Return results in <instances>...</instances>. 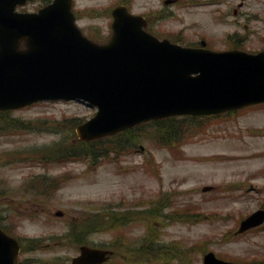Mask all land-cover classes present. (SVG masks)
Listing matches in <instances>:
<instances>
[{"label": "rangeland", "instance_id": "1", "mask_svg": "<svg viewBox=\"0 0 264 264\" xmlns=\"http://www.w3.org/2000/svg\"><path fill=\"white\" fill-rule=\"evenodd\" d=\"M118 1L75 0L74 9L82 13L78 23L84 32L98 40L106 38L110 33L111 16L102 12ZM126 1L134 12L147 13L150 17L154 13L158 14V17L151 18L149 28L159 36L166 35L172 39L180 37L183 44L198 43L204 38L208 46L214 49L227 48L236 41L238 47L250 51L264 48V0H245L241 7H238L240 0H177L170 4H165L164 0ZM41 3V0L32 1L25 9H36ZM93 112L92 107L76 101H56L38 103L12 113V116L24 120L45 123L57 133L43 128L0 136V210L4 208L0 212V221L3 220L8 227L12 225L22 237L39 236L44 241V248L37 251L47 258L51 252L63 251L50 250V246L57 247L55 245L70 242L60 236L67 228L69 219L74 220V228H79L84 222H89L84 214L105 212L109 208L128 209L134 207L133 202L139 198L145 201L143 204H152L161 194L170 193L172 196L169 197L176 201V205L181 207L192 203L199 215L194 214L196 217L187 223L166 217L156 220L158 236L153 238L152 246L150 241H146L147 246H151V249L164 245H178L185 249L190 247L189 264L201 262V247H207L227 259L246 264H264V224L244 233H235L241 212L239 217L264 207V186L261 185L264 179L258 183L248 175L249 170L255 167L264 170V158L256 160L258 158L254 159L250 153L255 149L264 153V104L219 117L208 125L206 133L196 135L183 145L185 159L175 158L166 147L156 143L154 137L157 134L151 129L146 131L144 127L142 131H133L138 133L137 144L133 141L127 143V146L134 144L135 150L132 148L116 156L110 155L96 168H86L80 173L86 166L81 161L53 164L51 173L60 174L69 170L71 174L59 189L46 197L30 195L21 190L19 183L25 176L42 172L44 168L39 162L15 163L23 157V151L9 153V150L50 145L61 138H70V118L77 116L86 120ZM46 117H49L46 121L50 122H45ZM125 140L128 141L127 138ZM216 141L231 142L225 152L237 153L239 156L218 165L211 160L190 159L189 153L201 147L198 144L214 146L213 142ZM121 147L126 148L125 145ZM216 151L205 146L198 149L204 155ZM233 169L236 172L241 170L237 175L239 179L235 178L231 171ZM76 173H80L79 176ZM234 182L238 184L233 187ZM209 184L213 185L212 189L203 191L202 187ZM245 184L247 191L244 190ZM168 209L166 212H169ZM58 210L65 217L56 216ZM126 222L118 223L126 228L125 236L99 232L89 238L97 244L113 243L118 238L128 246H141L145 240L146 225ZM145 248L146 252L150 249ZM67 251L72 252L71 249ZM173 264L179 263L174 261Z\"/></svg>", "mask_w": 264, "mask_h": 264}, {"label": "water", "instance_id": "2", "mask_svg": "<svg viewBox=\"0 0 264 264\" xmlns=\"http://www.w3.org/2000/svg\"><path fill=\"white\" fill-rule=\"evenodd\" d=\"M16 1L0 0V62L6 63L0 69V88L8 86L10 94L16 92L18 102L21 95L29 101L48 89L72 85L82 92L87 83L93 84L94 94L86 93L96 97L100 111L90 123L93 132L88 137L160 111L211 112L264 99V51L255 55L239 50L213 52L158 41L138 32L121 7L113 12L111 40L92 44L73 25L70 0H55L39 14L26 16L12 12ZM18 29L27 49L11 51L3 34ZM69 66L78 71L70 74ZM193 72L198 74L192 76ZM91 73L93 78H88Z\"/></svg>", "mask_w": 264, "mask_h": 264}]
</instances>
